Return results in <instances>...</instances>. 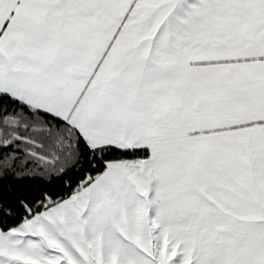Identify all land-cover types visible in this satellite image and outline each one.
<instances>
[{
	"label": "snow or ice",
	"instance_id": "snow-or-ice-1",
	"mask_svg": "<svg viewBox=\"0 0 264 264\" xmlns=\"http://www.w3.org/2000/svg\"><path fill=\"white\" fill-rule=\"evenodd\" d=\"M0 264H264V0H0Z\"/></svg>",
	"mask_w": 264,
	"mask_h": 264
}]
</instances>
